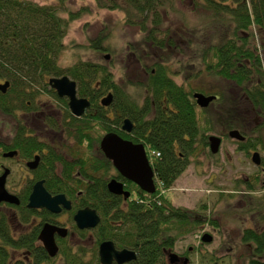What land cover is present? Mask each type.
I'll return each mask as SVG.
<instances>
[{
    "label": "trees",
    "instance_id": "trees-1",
    "mask_svg": "<svg viewBox=\"0 0 264 264\" xmlns=\"http://www.w3.org/2000/svg\"><path fill=\"white\" fill-rule=\"evenodd\" d=\"M95 1L99 8L124 11L126 23L137 26L144 33V41L151 50L177 47L173 30L165 26L166 16L171 11H176L177 6L186 0ZM198 1L222 24L218 23L220 27H225L224 30L227 31V33L222 32L218 44L211 45L207 50L209 57L204 60V69L209 74L214 73L242 89L241 97L244 99V104L240 101L239 103L235 96L237 112L243 116L252 114L254 119L261 120L260 124L251 127L260 128L264 136V40L262 39L260 43L256 42V30L264 32V0ZM71 15V19L76 18L72 12ZM71 19L62 16L60 6L41 5L33 0H0V81L5 79L9 83L6 92L0 90V111L12 114L27 106L25 100L33 94L48 89L46 75L66 74L77 81L79 94L89 97L96 103L95 105H100L99 113L97 115L88 113L83 119L70 120V132L80 148L76 153L85 154L78 160L81 175L76 174L75 168L72 167L73 162H69L65 156L54 155L52 161L58 159L65 167L61 174H58L55 162L53 163L47 187L53 193L67 194L69 198L75 200L77 207L82 204L89 205L99 211L100 241L111 238L123 246L135 245L139 251V264H143L147 258L149 264L162 263L165 261L164 247L171 243V241L167 242V236L176 229L181 231L177 233L180 236L183 234L181 228L186 224L194 225L201 221L192 218L184 220L183 216L188 211L175 207L168 198L167 191L191 164L194 154L200 147L208 149L209 156L215 155L210 149L208 139V132L212 128L204 127V122L200 119L202 108L195 98V93L206 95L215 93L207 92L201 87H186L184 84H178L170 76L169 66L162 63L164 60L161 56H157L150 64V68H154L155 72L150 69L151 80L147 85L151 96L158 101L157 106L152 108L139 106L136 99L126 93L125 89L115 85L107 63L89 59H77L65 66L60 63V57L66 47L64 39ZM106 38L105 35L91 38V46L97 50L106 49L104 44ZM111 88L119 91L122 98L121 102L115 103L117 107L123 105L125 110L136 111L132 112L139 124L135 129V135L121 131V118H115L114 123L117 127H114L110 123L111 119L107 111L101 106L99 97L109 92ZM164 94L166 98H162ZM162 99H168L171 105L167 107L166 103L165 106ZM150 102L149 105L153 104L152 101ZM94 117L99 121L103 134L115 131L135 142L145 144L156 175L157 189L154 193H147L132 181L125 179L102 152L99 159L100 176L97 177V172L87 175L88 163L90 161L94 163L92 159L96 161L98 159L96 155L89 157L95 143L94 130H92L94 126H91ZM19 132L17 138L22 136L28 140L26 144L31 149L30 155L42 147L39 138L25 135V128H21ZM259 139L258 142L261 141L260 144L264 149L262 134ZM238 143L241 144L240 147L249 144V142ZM12 146H18L16 139L13 140ZM153 152H160L161 155L158 157ZM85 175L90 181L86 192L78 201L81 181H84L82 176ZM111 177L125 180L129 189L131 186H136L139 197L126 203L122 196L112 194L108 189V181ZM163 225H166L165 228ZM258 237H262V240ZM243 238L244 242L257 240L264 243V233L262 236L257 235L254 229H248ZM147 240L149 243H145ZM146 244L148 256L145 253ZM61 252L64 264L91 263L87 262L80 245L76 249L71 245H65ZM6 257V252L0 249V264L6 260Z\"/></svg>",
    "mask_w": 264,
    "mask_h": 264
},
{
    "label": "rangeland",
    "instance_id": "rangeland-1",
    "mask_svg": "<svg viewBox=\"0 0 264 264\" xmlns=\"http://www.w3.org/2000/svg\"><path fill=\"white\" fill-rule=\"evenodd\" d=\"M33 1L41 5L60 6L62 16L67 19H71V12L76 16L71 19L64 39L66 47L60 57L62 65L72 64L77 59L107 63L117 79L124 83V87L141 101L145 90L141 85L137 88L131 87L122 73L124 60L129 58L130 50H133V47H140L144 52H150L151 60L147 62L143 60L144 67L150 65L154 57L163 55L165 63L176 73L174 76H177L179 83L186 87H201L219 96L218 100L213 101L208 108H203L200 112L204 127L212 128L208 136L222 137L219 152L209 156L208 149L200 147L194 154L191 164L174 182L167 194L175 207L184 208L192 213V219L201 220L198 224L190 225L195 230H193L194 235L178 242L179 251H186L190 246H194L195 250L198 249L200 235L209 233L213 236V242L200 245L203 252L224 255L233 246L237 255L234 264H248L247 256L251 254V248L241 244L243 242L241 236L244 228L252 226L259 215L253 210H248L264 208V190L260 185L256 186L258 181L255 185L253 180L250 184L246 182L248 177L253 178L258 174L259 166L253 162L251 154L247 152L248 149L239 150L237 139L231 138L229 132L238 129L246 137L251 135L248 141L249 147L259 150L263 157L264 149L260 144L261 141H258L261 134L263 138L264 136L260 128L251 127L260 124L261 120L256 121L252 114L243 116L237 112L235 96L238 102L243 103L242 89L214 73L209 74L204 69V60L209 57L207 50L211 45L221 41L222 32L227 33L224 30L226 28L220 27L218 24L220 22L214 19L215 16L203 8L198 0H186L177 6L176 11H171L166 16L165 26L173 30L177 47L151 50L145 44L144 33L137 26L126 23L125 13L122 10L99 8L95 0ZM99 35L107 36L104 41L106 49L97 50L91 46V38ZM256 35V42L260 43L262 39L264 40V32L256 30ZM0 119L9 126L15 118L0 113ZM3 126L5 124L0 127V135L8 131L7 128L3 131ZM57 137L59 139L60 135ZM255 143L257 144L254 146ZM15 178L12 177L9 185L13 186ZM249 186L259 192L249 193ZM257 203L258 206L255 205ZM184 228L185 226L181 229ZM174 232L178 231L174 230ZM192 260L199 264L207 263L196 256H193ZM60 263L58 260L52 262V264ZM224 264H233V262L228 259Z\"/></svg>",
    "mask_w": 264,
    "mask_h": 264
},
{
    "label": "flooded vegetation",
    "instance_id": "flooded-vegetation-1",
    "mask_svg": "<svg viewBox=\"0 0 264 264\" xmlns=\"http://www.w3.org/2000/svg\"><path fill=\"white\" fill-rule=\"evenodd\" d=\"M145 44L147 45V47H149L146 41ZM148 53L149 52L147 51L144 52L143 50H141L140 47H133V50H130L129 58L124 60V69L122 71L131 87L137 88L139 85H141V87L145 90L143 93L144 99L142 97L141 101L139 99H136L135 95H133L132 92L124 87V83L117 79L114 71H112L111 69L110 70L113 74L116 86L119 85L120 87L125 89L124 91L126 93H129L130 96L136 99V101L140 104L139 106L152 108L153 106H157L158 101L154 98V96H151L150 88L147 86L149 81L151 80V73L149 72L150 69L155 72L154 68H150L151 65H146V67L143 66V60L147 62V60L149 61L150 59V53ZM156 58L154 57V60ZM161 59L164 60V62L162 61V63L167 65L165 63L166 60L163 55H161ZM168 72L178 84H181L176 79L177 76H174V74L176 73L171 68ZM64 76L68 75H46L49 83L48 89L41 91L40 93L33 94L32 97L25 100L27 106H23L12 114L2 113L0 111V113L4 116H12L15 118L13 122L11 121V124L9 126H7L6 123L0 119V127L2 124H5V126L2 127V130L5 131V129L7 128V132H9H5L4 134L0 135V176H2L7 169L9 170L5 187L9 193L15 195L18 199V203L10 201H0V249H3L7 254L6 260L2 262V264H52L54 260H58V262H61L60 264H64V258L62 256L61 249L65 245H71L73 249H76L80 245L81 252H83V255H85L87 262H91L89 264H106L101 257V245L106 241L113 242L116 250L118 251L127 249L131 252H134L135 255L134 258L122 263H119L116 259H114L110 264H139V251L135 245L129 247L123 246L118 242L116 243V241L111 238H106L103 241H100V236L98 239V235L101 231V215L96 208L89 205L83 206V204L80 207H77L75 204V200L69 198V196H67V194L63 192L61 193L65 194L66 197L71 201L70 208H67L65 207V205L61 204V210L57 212L47 207H31L29 205L31 195L35 189V185L38 182H43V186L45 187V189L52 195L60 194V192H51L47 187V183L49 180L48 177H51L50 175L53 169V163L55 162L56 171L58 172V174H61L63 168L65 167L63 163L58 161V159L52 161L54 155L65 156L69 162H73L72 167L75 168L76 174H78V176L81 175L82 171L80 170V167L78 165V160L80 157H84L85 154L81 152L80 154L76 153V150H80V148L78 147V143L75 137L70 132V120L74 118L83 119L88 115V113H92V115H97L99 113L98 107L100 105H95L96 103L87 96H81L78 92L77 81L68 76L76 82L77 97L79 99L85 98L89 101V106L85 107V110L81 115H77L73 112L70 106V97L67 95L61 96L50 83V79L61 78ZM6 81L7 80L5 79L0 81V90L3 93L6 92L9 86V83ZM5 84L8 85L6 87H1ZM110 93L112 94V101L110 105H104L102 103V99ZM207 96L210 95L207 94ZM164 97L166 98V94H164L162 98ZM218 99L219 96L215 100ZM99 100L101 106L104 107L107 111V114L111 119L110 123L114 127H117V124L114 123L115 118H121V131L125 134L135 135V129L137 125L139 126V124H137V119L133 116L132 112L136 111H128L127 109L125 110L122 107L123 105H119L118 107L115 105V103H119L122 100L119 91L111 88L109 92L104 94L102 97H99ZM150 101H152L153 104L149 105L151 103ZM161 101L165 106L167 103V107L171 105V103H168V99H162ZM209 105L205 108H208ZM126 120H129L131 122L132 129L130 131L124 129ZM255 120L257 121V119ZM91 126H94L92 130H94L93 136L95 143L93 146L94 149L90 151L89 157L92 158L96 155V158L98 159L97 161L92 159L94 163H91V161L88 163V166L86 167V169L88 170L87 175H90L92 172H97V177L100 176L99 159L100 153L102 152L105 157L112 162L114 169L125 179H128L121 172H119L113 160L106 155L105 151L102 148V142L103 139L109 134H118L125 139L131 141L133 140L130 138H126V136L115 131L105 132L102 135V129L100 128L101 125L99 124V121L96 120V117H94V121ZM21 128H25V135L36 136L37 138H39V141L42 144V147L40 149H36L32 155H30L31 149L27 147L28 145L26 144V141L28 140L25 137L23 138L22 136L17 138V135L20 133L19 130ZM57 135H60L59 139ZM209 137L210 136H208V139ZM14 139H16L17 141V147L12 146ZM249 140L250 138L246 137L244 140H237L236 142L248 143ZM133 142L137 144H143L145 146V144L142 142ZM238 144L239 150L246 151L248 149L247 152L250 153L252 157L256 151L259 152V150H257L256 148L249 147L250 143L244 144L242 147H240V143ZM145 149L148 155L146 146ZM9 153H14V155H9ZM153 154L155 153L153 152ZM160 155L161 154L159 152V155L156 156L159 157ZM258 166V174H256L253 178L248 177L246 179V182L250 184L252 183L251 180H253L255 185L256 181H258V184L256 186L260 185V188H263L262 190H264V157L262 155L261 164ZM14 176L16 178L14 183H12L13 186L9 185V182ZM82 177L84 181H81L80 190L77 196L78 201L79 198H81V195L86 192L88 182L90 181V179L87 178L86 175ZM113 179H116L118 182L124 184L125 191L129 192L128 197H125V195L123 194H116L110 190L109 183ZM132 182L133 184L141 188L136 182ZM127 185L128 184L125 180L119 179L117 177H111V179L108 181L109 191L114 195L122 196L123 201H125L126 203L131 202L132 200L139 197V191L136 186H131V189H129L127 188ZM141 190L145 191L142 188ZM249 190V193L257 194V192H259L251 189V187L249 188ZM255 205L258 206V203ZM87 207L96 210L97 214L100 216V220L93 227L81 228L76 220V215L79 210L85 209ZM253 212L259 215L257 219H255L256 221L252 226L244 228L241 236L243 242L241 244H246L248 245V248H251V254L247 256L248 264H264V243H262V241L258 242L257 240H250L247 242H244L243 240V236L248 229H254L256 234L260 236H262V234L264 233V208L259 207L253 209ZM191 214L192 213H190L189 211L186 212L183 216V219L190 220V218L192 217ZM200 218L202 217L200 216ZM195 224L198 223H194V225ZM117 225L119 224L117 223ZM47 226L56 227L53 236L58 247V252L55 256L51 255L45 239H43V232L45 227ZM165 226L166 225H163L164 228ZM193 230L194 229L190 225L186 224L183 230V234H181L180 236L177 235L178 232H181L180 230L178 232L173 231L170 236L168 235L169 238L167 236L166 240L167 242L171 241V243H169L168 246L164 247L165 261L159 264H199L196 263L195 260H192L193 256L201 258V260L203 261H207L206 264H224L228 261V259H231L233 264L237 261L236 249L233 246L230 247L224 255H219L217 253L214 254L211 252H203L202 246L200 245H205V243L207 244V242L204 241V236L209 233L200 235L201 238H198V249L195 250L194 246H190L186 251H179V249L177 248L178 242L182 241L184 238L193 237ZM171 231L172 228L170 229V232ZM258 238L262 240V237ZM145 243H149L148 240L145 241ZM145 247L147 249L145 253L148 256V245L146 244ZM242 256H244V254H242ZM143 264H149V259L147 258L146 260H144Z\"/></svg>",
    "mask_w": 264,
    "mask_h": 264
},
{
    "label": "water",
    "instance_id": "water-1",
    "mask_svg": "<svg viewBox=\"0 0 264 264\" xmlns=\"http://www.w3.org/2000/svg\"><path fill=\"white\" fill-rule=\"evenodd\" d=\"M106 57L108 58L109 55ZM50 83L61 96L67 95L70 97V106L75 114L81 115L84 112L85 107L89 106V101L87 99H79L77 97L76 82L70 77L64 76L61 78H52L50 79ZM7 85L8 84H5L1 87H6ZM195 97L197 98L198 105L202 108L207 107L217 98L216 95L207 96L204 93H195ZM111 101V93L102 99V103L104 105H110ZM124 129L129 131L132 129V125L129 120H126ZM229 136L239 141L244 140L246 137L238 129L231 130L229 132ZM209 139L212 153H218L222 138L213 135L210 136ZM102 148L106 155L113 160L119 172H121L125 177L136 182L142 189L149 193H154L156 191L155 172L143 144L134 143L133 141L125 139L118 134H109L103 139ZM9 155H14V153H9ZM252 160L255 164L260 165V153L256 151L253 154ZM8 173L9 170L7 169L5 173L0 176V201L18 203L17 197L9 193L5 187ZM109 188L116 194H123L125 197L129 196V192L124 189V184L118 182L116 179L110 181ZM61 204L65 205L67 208L71 207V201L65 194L60 193L52 195L45 189L43 182H38L35 185V189L30 198L29 205L31 207H47L53 211L59 212L61 210ZM76 220L81 228L93 227L99 222L100 216L97 214L96 210L87 207L79 210L76 215ZM55 230V226H47L43 232V239H45L50 253L53 256H55L58 252V247L53 236ZM212 240L213 237L210 234H206L204 236L205 242L210 243ZM101 257L104 263L110 264L114 259H116L119 263H122L134 258L135 255L134 252L127 249L118 251L116 250L113 242L106 241L101 245Z\"/></svg>",
    "mask_w": 264,
    "mask_h": 264
},
{
    "label": "built area",
    "instance_id": "built-area-1",
    "mask_svg": "<svg viewBox=\"0 0 264 264\" xmlns=\"http://www.w3.org/2000/svg\"><path fill=\"white\" fill-rule=\"evenodd\" d=\"M155 153V155H159V152H154Z\"/></svg>",
    "mask_w": 264,
    "mask_h": 264
}]
</instances>
